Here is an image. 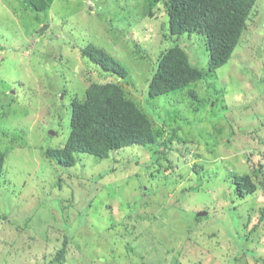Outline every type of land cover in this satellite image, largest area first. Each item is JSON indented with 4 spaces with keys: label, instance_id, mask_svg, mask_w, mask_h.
Wrapping results in <instances>:
<instances>
[{
    "label": "rangeland",
    "instance_id": "rangeland-1",
    "mask_svg": "<svg viewBox=\"0 0 264 264\" xmlns=\"http://www.w3.org/2000/svg\"><path fill=\"white\" fill-rule=\"evenodd\" d=\"M44 1L40 13L0 0V264H264V0L212 71L203 35L169 33L164 0ZM87 44L126 78L82 57ZM175 44L203 75L150 97L156 59ZM105 81L147 115L155 142L76 151L73 165L48 156L72 101ZM235 174L256 190L238 196Z\"/></svg>",
    "mask_w": 264,
    "mask_h": 264
},
{
    "label": "trees",
    "instance_id": "trees-1",
    "mask_svg": "<svg viewBox=\"0 0 264 264\" xmlns=\"http://www.w3.org/2000/svg\"><path fill=\"white\" fill-rule=\"evenodd\" d=\"M30 1L28 5L32 9L44 11V0ZM255 3L256 0H164L168 31L177 36L191 31L203 35L209 51L208 70L212 71L231 57ZM79 51L104 73L126 78V67L106 50L87 44ZM153 70L147 88L150 97L183 87L203 75V71L190 63L185 49L176 44L160 52ZM69 122L70 131L64 144L46 150L48 156L65 165L76 162V151L108 157L113 149L152 144L156 140L147 115L112 81L91 82L85 88L84 98L72 101ZM4 157L5 153L0 152V175ZM232 183L240 197L257 188L249 175L235 174ZM63 251V247L59 248L56 259H62Z\"/></svg>",
    "mask_w": 264,
    "mask_h": 264
},
{
    "label": "water",
    "instance_id": "water-1",
    "mask_svg": "<svg viewBox=\"0 0 264 264\" xmlns=\"http://www.w3.org/2000/svg\"><path fill=\"white\" fill-rule=\"evenodd\" d=\"M51 133H52V131H51Z\"/></svg>",
    "mask_w": 264,
    "mask_h": 264
}]
</instances>
